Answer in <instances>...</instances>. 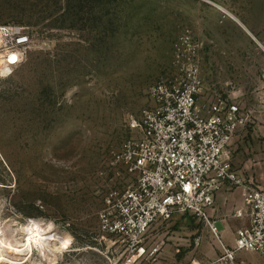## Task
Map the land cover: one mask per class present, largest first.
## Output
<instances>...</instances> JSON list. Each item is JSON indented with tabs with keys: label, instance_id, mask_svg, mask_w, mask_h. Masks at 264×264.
Segmentation results:
<instances>
[{
	"label": "rangeland",
	"instance_id": "rangeland-1",
	"mask_svg": "<svg viewBox=\"0 0 264 264\" xmlns=\"http://www.w3.org/2000/svg\"><path fill=\"white\" fill-rule=\"evenodd\" d=\"M10 23L33 42L0 84V239L39 219L69 236L56 257L35 250L18 264H117L125 245L98 219L127 179L114 155L135 136L149 87L180 73L189 46L200 69V53L210 64L201 103L243 91L247 125L227 155L264 188V78L238 76H264V0H0V24Z\"/></svg>",
	"mask_w": 264,
	"mask_h": 264
},
{
	"label": "built area",
	"instance_id": "built-area-1",
	"mask_svg": "<svg viewBox=\"0 0 264 264\" xmlns=\"http://www.w3.org/2000/svg\"><path fill=\"white\" fill-rule=\"evenodd\" d=\"M32 42L28 26L0 24V84L27 59ZM182 50L178 44V54ZM185 50L186 58L177 59L180 73L149 87L150 102L130 123L135 136L114 155L112 165L123 170L115 174L127 179L105 197L98 219L103 234L117 237L113 244L121 240L125 245L117 264L154 259L161 243L148 242L150 228L179 216L195 217L208 227L219 251L210 264H240L238 253L244 250L264 258V188L246 181L227 155L233 138L247 125V113L228 95L199 101L198 49ZM224 186L245 188L248 224L236 230L233 246L223 241L210 216ZM236 213L243 215L241 209Z\"/></svg>",
	"mask_w": 264,
	"mask_h": 264
},
{
	"label": "crops",
	"instance_id": "crops-1",
	"mask_svg": "<svg viewBox=\"0 0 264 264\" xmlns=\"http://www.w3.org/2000/svg\"><path fill=\"white\" fill-rule=\"evenodd\" d=\"M200 54L202 58L201 76L203 79H207L210 76L207 70L210 64L205 58L206 53ZM238 76L240 81L260 82L264 78V76L254 72L251 75L241 73ZM237 98H240L239 101L245 108L242 102L245 95L242 90L238 93ZM240 134L241 130L234 138ZM236 169L246 181L255 183L252 175H249L247 179L243 170ZM244 195L245 188L243 186L234 189L224 186L216 193L214 205L210 209L211 219L215 221L223 241L229 246L234 245L236 230L248 224V217L244 213L243 206ZM240 209L243 211V215L238 216L236 212ZM152 232L154 234L151 235ZM150 235L152 237L148 239ZM147 240L152 244L160 242L161 249L154 259L143 260L140 264H210L219 252L217 241L211 236L208 227L192 216H179L171 221L156 222L149 230ZM237 258L240 264H264V258L252 251H240Z\"/></svg>",
	"mask_w": 264,
	"mask_h": 264
},
{
	"label": "bare ground",
	"instance_id": "bare-ground-1",
	"mask_svg": "<svg viewBox=\"0 0 264 264\" xmlns=\"http://www.w3.org/2000/svg\"><path fill=\"white\" fill-rule=\"evenodd\" d=\"M236 21L239 22L238 19ZM39 220H32L20 227L17 233L21 238L13 237L14 245H11L13 241L0 239V262L18 264L35 250L46 260L63 252L69 239L68 234L58 235L54 227Z\"/></svg>",
	"mask_w": 264,
	"mask_h": 264
},
{
	"label": "snow or ice",
	"instance_id": "snow-or-ice-1",
	"mask_svg": "<svg viewBox=\"0 0 264 264\" xmlns=\"http://www.w3.org/2000/svg\"><path fill=\"white\" fill-rule=\"evenodd\" d=\"M16 61V58L15 57H13L12 58V62L14 63ZM3 73H0V75H2Z\"/></svg>",
	"mask_w": 264,
	"mask_h": 264
}]
</instances>
